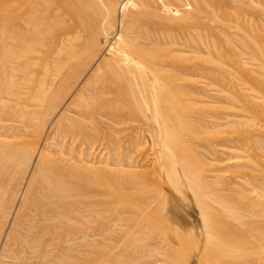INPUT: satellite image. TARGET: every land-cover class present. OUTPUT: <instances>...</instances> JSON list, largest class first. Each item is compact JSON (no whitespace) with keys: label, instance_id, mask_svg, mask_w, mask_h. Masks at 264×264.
Returning a JSON list of instances; mask_svg holds the SVG:
<instances>
[{"label":"rangeland","instance_id":"374dc122","mask_svg":"<svg viewBox=\"0 0 264 264\" xmlns=\"http://www.w3.org/2000/svg\"><path fill=\"white\" fill-rule=\"evenodd\" d=\"M0 62V264H210L132 226L154 185L127 175L152 168L144 157L111 145L129 127L143 129L131 153L158 156L165 130L184 144L213 216L194 237L211 264H264V0H0ZM126 63L154 72L133 88L144 104L102 93L100 76ZM117 190L129 210L105 206Z\"/></svg>","mask_w":264,"mask_h":264},{"label":"bare ground","instance_id":"6f19581e","mask_svg":"<svg viewBox=\"0 0 264 264\" xmlns=\"http://www.w3.org/2000/svg\"><path fill=\"white\" fill-rule=\"evenodd\" d=\"M39 1V0H38ZM79 1V0H78ZM81 1V0H80ZM89 1V0H88ZM49 2V1H48ZM93 2V1H91ZM251 3V2H250ZM248 5V4H247ZM251 5V4H250ZM253 5V4H252ZM46 6V5H45ZM68 6V5H67ZM37 7V6H36ZM44 7V6H43ZM252 7V6H251ZM255 7V6H254ZM69 8V7H68ZM261 8V7H260ZM70 9V8H69ZM96 9V8H95ZM30 14V13H29ZM95 14V13H94ZM262 14V13H261ZM32 15V14H31ZM30 15V16H31ZM29 16V18H30ZM93 16V15H92ZM31 22V21H30ZM29 22V23H30ZM130 23V22H129ZM31 24V23H30ZM29 24V25H30ZM27 29V28H26ZM27 32V31H26ZM39 32V30H38ZM32 33V32H30ZM138 34V33H137ZM25 35V34H24ZM29 35V33H28ZM35 36V34H33ZM31 35H29L30 37ZM37 37V36H36ZM39 37V36H38ZM42 37V35L40 36V38ZM23 38V37H22ZM31 38V37H30ZM32 38H34L32 36ZM75 38V37H74ZM143 38V37H142ZM37 39V38H35ZM34 39V40H35ZM39 39V38H38ZM66 39V38H65ZM68 39V38H67ZM118 39V38H117ZM18 40V39H17ZM42 40V39H41ZM145 40V39H144ZM20 41V40H19ZM39 41V40H38ZM38 41H33V42H38ZM143 41V40H141ZM149 41V40H148ZM30 43H31V40H30ZM69 43V42H68ZM75 43V41H74ZM254 43V42H253ZM38 44V43H37ZM66 44H67V41H66ZM70 44V43H69ZM33 45V44H32ZM31 46V45H30ZM253 46V45H252ZM32 47V46H31ZM30 47V48H31ZM68 47H71V46H68ZM13 48V47H12ZM21 49V48H20ZM74 50V49H73ZM11 51V50H10ZM18 52V50H16ZM70 51V50H68ZM67 51V52H68ZM13 52V51H12ZM60 52V51H59ZM81 52V51H80ZM71 53H72V49H71ZM7 56H8V53L6 52ZM17 54V53H15ZM14 54V55H15ZM19 54V53H18ZM22 54V53H21ZM36 54V53H35ZM68 54V53H67ZM70 54V53H69ZM56 55V54H55ZM5 56V57H7ZM20 56V54L18 55ZM54 56V55H53ZM67 56V55H66ZM82 56V55H81ZM4 57V59H5ZM14 57V56H12ZM11 57V58H12ZM24 58V56H22ZM77 57V56H76ZM245 57V56H244ZM10 58V57H9ZM16 58V57H14ZM19 58V57H18ZM54 58V57H53ZM71 58V57H70ZM81 58V57H80ZM7 59V58H6ZM13 59V58H12ZM10 60L12 61L13 63V60ZM20 59H21V56H20ZM20 59H17L18 61ZM67 59V58H66ZM73 59V58H72ZM16 60V61H17ZM25 60V59H24ZM58 59H56L57 61ZM74 60V59H73ZM15 61V60H14ZM71 61V60H70ZM134 61V60H132ZM5 62V60H4ZM9 62V61H8ZM62 62V61H61ZM74 62V61H72ZM71 62V63H72ZM123 62V61H122ZM127 62V60L125 61ZM248 62V61H247ZM1 63V62H0ZM27 63V62H26ZM38 63V62H37ZM36 63V65H37ZM28 64V63H27ZM35 64V62H34ZM68 64V63H66ZM29 65V64H28ZM27 65V66H28ZM121 65V64H120ZM125 65V64H124ZM127 65V66H126ZM126 65L124 67H117L115 66L114 68H109L108 70H106L105 73H103L101 76H100V79L102 82H111L112 86L108 88V90H105L104 92V95L105 94H109L112 96L113 100H115L116 103H120V102H123L124 104V101L126 99H132L133 98L135 99V96L138 94H136L134 92V87H135V82L136 83H140V85L142 84L145 85L144 83H146V79H145V76L147 74H154V72L151 70V69H141V68H138V67H134L133 65H131V67L128 66V64L126 63ZM4 66V65H3ZM9 66V65H8ZM17 66V65H16ZM27 66L25 68H27ZM47 66V65H46ZM107 66V65H106ZM123 66V65H121ZM1 67V65H0ZM44 67V66H43ZM48 67V66H47ZM75 67V66H74ZM110 67V66H109ZM3 68V67H1ZM12 68V67H11ZM21 68V67H19ZM255 68V67H254ZM259 68V67H258ZM23 68H21L22 70ZM31 69V68H30ZM44 69H47V68H44ZM52 69V68H51ZM107 69V68H106ZM257 69V68H256ZM4 70V69H3ZM8 70V69H7ZM19 70V69H18ZM48 70V69H47ZM46 70V72H47ZM10 71V70H9ZM25 71V70H24ZM27 71V70H26ZM49 71V70H48ZM158 71V70H157ZM5 72V70H4ZM3 72V74H4ZM17 72V71H16ZM19 72V71H18ZM21 72V71H20ZM45 73V72H44ZM163 73V72H162ZM252 73V72H251ZM2 74V75H3ZM23 74V73H22ZM43 74V73H42ZM48 74V73H46ZM98 74V73H96ZM146 74V75H145ZM15 75V74H13ZM53 75L56 77V75L53 73ZM59 75V74H58ZM9 77V76H8ZM10 77H11V74H10ZM15 77V76H13ZM41 77V76H40ZM39 77V78H40ZM53 77V76H52ZM53 77V78H55ZM42 78V77H41ZM40 78V79H41ZM48 78V77H47ZM94 78V77H93ZM96 78V77H95ZM99 78V77H97ZM12 79V78H10ZM15 79V78H14ZM52 79V78H51ZM50 79V80H51ZM65 79V78H64ZM71 79V78H70ZM28 80V79H27ZM46 80V79H45ZM99 80V79H98ZM148 80V78H147ZM13 81V80H12ZM11 81V82H12ZM53 81V79H52ZM50 81V83L52 82ZM55 81V80H54ZM10 82V83H11ZM21 82V81H20ZM43 82V80H42ZM67 82V80H66ZM65 82V83H66ZM22 84V83H21ZM44 84V83H42ZM41 84V85H42ZM88 84V83H86ZM149 84V83H148ZM15 85V83H14ZM52 85V84H51ZM61 85V84H60ZM67 85V84H66ZM137 85V84H136ZM150 85V84H149ZM11 86V85H10ZM50 86V85H49ZM93 86V85H92ZM141 86V87H142ZM13 87V86H12ZM20 87V86H18ZM86 88L88 87L89 89V85L85 86ZM146 87L147 84H146ZM207 87V86H206ZM42 88V87H40ZM94 88V87H93ZM149 88H152L151 85ZM148 88V89H149ZM17 89V88H16ZM60 90V88H58ZM48 90H49V87H48ZM58 90V91H59ZM62 90V88H61ZM90 90V89H89ZM12 91V90H11ZM94 91V89H93ZM168 91V90H167ZM173 91V90H172ZM171 91V93H172ZM35 92V91H34ZM86 92V90H85ZM150 92V90H149ZM154 92V88H153V91ZM150 92V94L152 93ZM37 93L41 94L43 93V95H46L45 93V90H42L41 92H39V89L37 90ZM36 93V95H37ZM147 93V92H146ZM145 93V94H146ZM169 94V92H166L165 94ZM16 94V93H15ZM48 94V93H47ZM53 94V93H52ZM87 94V93H86ZM136 94V95H135ZM140 94V93H139ZM154 94V93H153ZM17 95V94H16ZM25 95V94H24ZM43 95H37L35 100V103L39 102L38 103V106H41V103H43V101L41 100V96L43 97ZM81 95V94H80ZM78 96V97H81V96ZM152 95V94H151ZM150 95V96H151ZM139 96V95H138ZM153 96V95H152ZM87 97V96H86ZM109 97V96H108ZM149 97V96H148ZM174 97V96H173ZM94 98V97H93ZM138 98V97H137ZM142 98V96H141ZM150 98V97H149ZM31 99V98H30ZM43 99V98H42ZM78 99V98H77ZM81 99V98H79ZM89 99V98H88ZM145 99V96L144 98ZM143 99H135L138 101H141ZM90 100V99H89ZM92 100V99H91ZM134 100V102H135ZM79 101V100H78ZM82 101V100H81ZM80 101V102H81ZM146 101V100H144ZM41 102V103H40ZM91 102V101H89ZM147 102V101H146ZM150 102V101H149ZM153 102V101H152ZM31 103V102H30ZM56 103V102H55ZM144 104V102H142ZM34 104V103H33ZM40 104V105H39ZM141 104V103H139ZM150 104V103H149ZM152 104V103H151ZM37 105V104H36ZM137 105V104H136ZM37 106V107H38ZM88 106V105H86ZM116 106V105H115ZM138 106V105H137ZM136 106V107H137ZM152 106V105H151ZM29 107V106H27ZM80 108V111H81V116L82 117H86V118H93L95 115L96 117L97 116H105L107 118L105 119H110V115L106 114L105 111L100 108L99 110L94 107V108H91V109H88V108H83L81 106H79ZM91 107V105H90ZM129 107V106H128ZM140 108V106H138ZM154 107V106H153ZM156 107V105H155ZM33 108V107H32ZM51 108V107H50ZM34 109V108H33ZM37 109V108H36ZM149 109H151L152 111V108L150 107ZM157 109V108H156ZM172 109V108H170ZM139 110V109H138ZM144 110V109H143ZM147 110V109H146ZM141 111V110H139ZM147 112V111H146ZM155 112V111H154ZM53 114V113H52ZM157 114V112H156ZM31 116V114H28V116ZM153 115V114H151ZM159 115V114H158ZM35 116V115H34ZM32 117V116H31ZM114 117V116H112ZM147 117V115H146ZM149 117V116H148ZM147 117V118H148ZM151 117V116H150ZM153 117H156V115H154ZM152 119H149V120H152L150 121L151 123L149 124V127L154 129L156 131V133H158L157 131L158 130H162L161 128V124H159L158 122H160V120L158 119V122L156 123L155 119L156 118H153ZM127 119V117H126ZM84 120V119H83ZM143 120V119H142ZM132 121V120H131ZM113 122V119L112 121ZM116 123L113 124V125H116L119 126V125H125L127 123H124V121H122L121 119L118 118V120L115 121ZM128 122V121H127ZM145 122V121H144ZM114 123V122H113ZM130 123V121H129ZM142 126V125H141ZM10 127V126H9ZM115 127V126H114ZM142 128V127H141ZM115 129V128H114ZM173 129V128H172ZM143 130V129H141ZM139 128H133V127H129V128H124V129H121L119 131H115L114 133L119 136L120 138L118 140H116L113 144H111L112 146H115L114 148L117 150L120 151V154H123V155H126L127 157L130 156V155H133L135 157L134 160H141L143 157L144 161H147L149 162V164L152 165V168L147 170L148 167H151V166H145L147 167L146 168V171H141L142 168L139 162V167L138 169L140 168L141 172H137V171H132V172H128L127 175L130 176V177H133V178H137L138 180L140 181H145L147 180V176L149 174L147 173H150V179L151 181L153 182L152 184L154 186H152L151 188V191L148 190V196L150 198V205L149 207L147 208H143L142 211H144L142 213V216L141 218H139L138 220H136L135 222H131V220H127L130 224V222L133 224L132 226H135L134 229L136 228L138 231L139 229L143 230V228L145 226L149 227V228H155L157 233H155V235L157 237H159L160 235H162L163 233V236L166 237L167 239V236L171 239L170 243L171 245L175 246L176 248H178L180 250V255L181 257L184 259L186 256H189L190 254H194V255H198L200 256L201 254V257H202V260L206 263H210L211 264V258L210 255L208 256V254H206L204 251L203 252H200V245H201V241H197L200 245L197 246L195 245V242H194V237L195 235L197 234H203V233H207V231H212L214 230V224H213V216L209 213V211L207 210V208L204 207V205L206 204V202H209L206 201V193H205V190H204V187L201 185L200 183V180H199V177H200V173L198 171V169H195L194 171L192 170L193 167H192V164L191 162L189 163V158L186 157V151H185V146L184 144L181 142L180 144L177 143V141H175L174 139L171 138V132L172 130H165L163 132V135L162 136H158L157 135V141H158V146H159V155L156 156L154 155V152L151 150V151H148L149 153H143L144 156H142V153L139 151H136V152H133L131 153V149L129 150V143H131L133 140H134V136H138L140 134V131H141ZM144 131H148V129H144ZM113 132V130H112ZM161 134V132H160ZM155 133L152 134L151 137H154L155 139ZM126 141V142H124ZM139 143V142H138ZM154 143V142H153ZM133 144V143H132ZM136 143H134L135 145ZM155 144V143H154ZM7 145V144H6ZM144 145V144H143ZM112 146H111V149H112ZM140 146V145H139ZM142 146V145H141ZM157 146V147H158ZM8 147H11V146H8ZM110 147V146H109ZM136 148V147H135ZM140 148V147H138ZM115 149H112L115 150ZM134 149V148H133ZM137 149V148H136ZM115 150V151H116ZM114 152V151H113ZM119 154V155H120ZM106 155V154H105ZM118 156L121 157V156ZM87 156V155H86ZM128 160L125 159V162H129L131 163V159H129V157L127 158ZM142 159V160H143ZM121 159H119L118 161H120ZM133 160V161H134ZM141 160V161H142ZM132 161V162H133ZM135 161V163H136ZM114 162V161H113ZM115 164V163H114ZM127 164V163H126ZM37 165V164H36ZM133 165V164H132ZM147 165V164H146ZM127 166V165H126ZM131 166V165H129ZM127 166V167H129ZM135 166V165H134ZM132 167V166H131ZM130 167V169H131ZM137 167V166H136ZM192 167V168H191ZM36 168V167H35ZM135 167H133L134 169ZM89 169V168H88ZM132 170V169H131ZM136 170V168H135ZM93 171V170H92ZM36 172V171H35ZM45 172V171H44ZM43 172V174H44ZM47 173H50V172H47ZM90 174V173H89ZM95 174V173H94ZM111 174V173H110ZM126 174V173H124ZM112 175V174H111ZM146 175V176H145ZM114 176H115V173H114ZM197 177V178H196ZM118 178V181L120 180L119 177ZM121 178V177H120ZM14 179V178H13ZM122 179V178H121ZM149 179V180H150ZM119 185V184H118ZM140 184H138L139 186ZM124 187V186H123ZM121 189V188H120ZM49 190V189H47ZM52 191V190H51ZM55 191V190H54ZM111 196V199L109 200V202H107L105 204L106 205H110V204H117L115 205L116 207L121 205L123 209H127L129 210V207H125V205H122L124 202H128V205L129 204H132L131 201L129 199H131V196L128 194V193H124L122 192L121 190H117V191H114L113 194L110 195ZM137 196V195H136ZM144 196V195H143ZM35 199V198H34ZM140 199V198H139ZM145 199V198H144ZM141 200V199H140ZM134 205V203H133ZM104 206V205H103ZM131 206V205H130ZM208 206V205H207ZM112 207V206H111ZM135 207V206H134ZM143 207V206H142ZM209 207V206H208ZM132 208V207H131ZM72 209V208H71ZM135 209V208H134ZM138 210V209H137ZM208 211V212H207ZM126 212V211H124ZM126 213H129V212H126ZM136 213V212H135ZM134 213V215H135ZM119 214V216H123V210H120V212H117V215ZM131 214V213H130ZM138 214V213H137ZM133 215V216H134ZM117 216V217H119ZM138 216V215H136ZM120 217L118 219H114V223H118L120 222ZM140 217V216H139ZM123 220V219H122ZM121 220V221H122ZM111 223V222H110ZM113 224V223H112ZM108 225V224H107ZM159 228V230H158ZM117 232V231H115ZM134 232V231H133ZM132 232V233H133ZM151 232V231H150ZM131 233V232H130ZM138 233V232H137ZM205 235V234H204ZM208 235V234H207ZM130 234H128L126 237H128L127 241H130ZM141 237V234L139 235ZM143 237V236H142ZM207 237H210V236H207ZM132 238V236H131ZM134 238V237H133ZM138 238V239H136ZM135 239L139 242V237H135ZM134 239V240H135ZM141 239V238H140ZM169 239V240H170ZM134 240L132 239L131 242H134ZM135 240V242L137 243V241ZM168 240V239H167ZM201 240V239H200ZM125 240V243L127 242ZM124 242V241H122ZM134 242V243H135ZM141 242V241H140ZM124 243V244H125ZM129 243V242H128ZM142 243V242H141ZM139 243H137L138 245ZM127 245V244H126ZM136 245V244H135ZM131 246V248H130ZM130 246H126V250H131L132 249V244ZM155 247V246H154ZM254 251V250H253ZM131 252V251H130ZM251 252V251H250ZM256 252V251H255ZM133 254V253H132ZM155 254V253H154ZM226 255V254H225ZM161 258V257H160ZM187 258V257H186ZM185 258V259H186ZM195 260V259H194Z\"/></svg>","mask_w":264,"mask_h":264}]
</instances>
